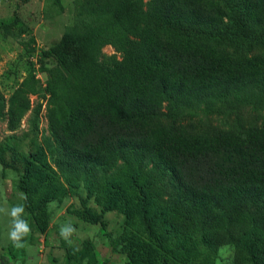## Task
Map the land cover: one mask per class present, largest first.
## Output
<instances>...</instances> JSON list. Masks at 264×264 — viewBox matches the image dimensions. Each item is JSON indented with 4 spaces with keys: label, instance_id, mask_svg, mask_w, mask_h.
Segmentation results:
<instances>
[{
    "label": "trees",
    "instance_id": "16d2710c",
    "mask_svg": "<svg viewBox=\"0 0 264 264\" xmlns=\"http://www.w3.org/2000/svg\"><path fill=\"white\" fill-rule=\"evenodd\" d=\"M77 7L93 19L36 59L47 74L58 166L89 177L120 163L148 169L164 223L206 230L214 249L243 239L247 226L264 232V123L223 132L186 123L196 108L264 112V0H79ZM21 25L16 15L1 27L8 34ZM107 45L114 54L103 53ZM38 91L29 72L9 97L12 128ZM87 250L72 247L68 258ZM233 264H264V236L237 250Z\"/></svg>",
    "mask_w": 264,
    "mask_h": 264
},
{
    "label": "rangeland",
    "instance_id": "374dc122",
    "mask_svg": "<svg viewBox=\"0 0 264 264\" xmlns=\"http://www.w3.org/2000/svg\"><path fill=\"white\" fill-rule=\"evenodd\" d=\"M78 1L0 0V264H233L237 250L248 252L264 232L247 226L243 239L214 249L204 243L206 230L164 223L166 209L148 169L120 163L89 177L58 166L42 83L47 74L36 59L42 48L93 19L79 11ZM16 15L22 25L5 34L1 24ZM103 53L115 51L107 45ZM29 72L39 79V91L12 128L9 97ZM191 112L188 125L220 132L264 123V112L253 107ZM86 246L84 254L68 258L72 247Z\"/></svg>",
    "mask_w": 264,
    "mask_h": 264
},
{
    "label": "clouds",
    "instance_id": "9594fccd",
    "mask_svg": "<svg viewBox=\"0 0 264 264\" xmlns=\"http://www.w3.org/2000/svg\"><path fill=\"white\" fill-rule=\"evenodd\" d=\"M24 227L23 225H18V231H23ZM61 235H63V232H61Z\"/></svg>",
    "mask_w": 264,
    "mask_h": 264
},
{
    "label": "built area",
    "instance_id": "2783aa9c",
    "mask_svg": "<svg viewBox=\"0 0 264 264\" xmlns=\"http://www.w3.org/2000/svg\"><path fill=\"white\" fill-rule=\"evenodd\" d=\"M44 84V83H43Z\"/></svg>",
    "mask_w": 264,
    "mask_h": 264
}]
</instances>
